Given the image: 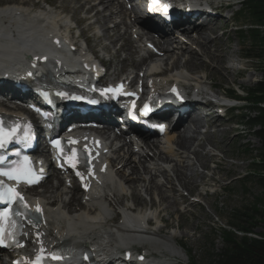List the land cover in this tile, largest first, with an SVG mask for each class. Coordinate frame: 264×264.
<instances>
[{
    "label": "bare ground",
    "instance_id": "1",
    "mask_svg": "<svg viewBox=\"0 0 264 264\" xmlns=\"http://www.w3.org/2000/svg\"><path fill=\"white\" fill-rule=\"evenodd\" d=\"M39 1L33 4L37 10L26 7L27 4H31L32 0H23L19 5L9 4L0 8V72L12 74L18 73L22 69L26 70L25 60L27 58L34 61L37 56L51 50L52 46L49 40L60 45L61 57H63L61 61L64 65V70L61 72L77 68L81 60L85 63L91 60L89 52L87 53L83 49L84 46L75 43L79 37H72L74 36L72 29L74 28V13L84 12L88 19L94 20V25H101L105 33L104 37L109 41V45L103 47L107 52L114 48L121 39L130 37L132 34L133 28L127 25L125 18L115 21L119 15L129 17L131 15L127 11H123L122 5L115 0H64L59 6L50 3L52 7H55L50 6V9L40 8ZM71 2L76 5L73 7V16L68 17L67 14L70 15L72 11L69 5ZM92 2L94 3L92 4ZM216 21L213 19L211 24L193 26L194 32L199 36L196 40L192 39V32L190 27H187L188 25L181 27L184 38L188 40V44L185 45L178 43L174 46L176 39L169 34L162 41H155L160 51L167 56L166 60L162 59L161 61L166 62L173 59V68L170 75L166 77H163L165 71H162L161 66L150 69L149 76H154V79L147 81L151 90L160 92L168 83L176 82L188 88L193 86L196 92L207 95L208 90L213 91V87L207 82L208 74L196 76L200 68L202 69L199 71H204L209 67L213 69L216 65L214 70H218V67L221 66L225 76H234L235 69L223 65H228L231 61L227 56V51L221 47L211 51L200 40L202 38L210 40L208 43L219 41H213L214 39L211 37L215 36L214 28L211 27ZM138 22L142 24L143 20L139 19ZM110 23H113L112 27L109 25ZM122 26L125 27V30L120 32ZM134 34H137L140 39L148 36L141 34L138 30ZM82 36L84 35L82 34ZM89 42L86 39L85 45L91 51ZM148 42H151L150 39H147L146 43ZM65 45L68 47L78 46L79 59L69 57L63 48ZM195 45H197V50H194ZM122 49V47L119 48L117 53ZM137 49L138 47L135 45L132 57L137 53ZM198 50L201 52L199 53ZM182 59L185 60L183 63H181ZM123 62L128 63L129 59L126 58ZM174 68L176 71L173 70ZM185 69L187 72L184 71ZM166 70L169 71V69ZM211 106L204 108L207 109L206 117L210 122L209 130L212 131V135L200 139L203 134L201 129L204 128L203 120L199 114L194 113L185 117L181 126L177 125L168 132L160 143L161 145L157 142H145L143 145L129 144L125 139L116 159L118 164L115 166L121 165L122 167L110 170L105 176L95 179L91 187L94 184H102L101 189L92 188V192L86 196L82 195L80 200L78 199V189L68 190L59 182L58 185H54L53 180L50 179L45 187V199L34 201L33 204L34 206L42 204L45 209L44 225L37 231L40 234L36 237L37 242L42 245L43 249H50L56 244H62L73 248L92 247L99 252L106 253L119 252L142 244V247H152L153 253L149 255L163 256L164 264H177L182 256L181 250L175 245L178 239L174 234L164 235L165 228L160 219L162 213H179L178 210H174L180 203L176 196L181 197V203L187 202L188 196L182 191L190 192L189 188L197 187L205 177L197 169V164L203 168L207 166L214 156L212 149L218 148L215 135L224 136L227 130L225 124L216 122L221 119L215 118L211 114L209 110ZM206 143L211 145L210 149H206ZM188 154L194 158H190ZM165 155L166 157H164ZM170 158L172 162H175V165L171 169H167L165 165ZM160 178L165 179L166 182L162 183ZM166 184L169 187H166ZM138 186H142L140 191ZM75 191L77 192L74 193ZM142 191L151 198L157 192L159 203L164 206L155 209L154 207L157 205L155 201L149 212L146 211L142 217L135 218L128 213V211H132V205H128V197L130 195L133 199L136 197L137 202L140 203L142 202L140 194ZM100 193H103L101 195L103 199L99 198ZM69 195H71L72 201L67 202L64 198ZM154 199L156 200V198ZM191 205L194 206L195 202H192ZM118 214H121V222L119 221L118 227H116L112 223L116 219L114 216ZM146 220L148 224H155V228L150 230L151 233L142 232L146 230ZM35 236V233L33 234L31 231L26 232L25 240L30 242L29 238L32 240ZM165 253L167 255L164 256ZM0 264H4L1 259Z\"/></svg>",
    "mask_w": 264,
    "mask_h": 264
},
{
    "label": "rangeland",
    "instance_id": "2",
    "mask_svg": "<svg viewBox=\"0 0 264 264\" xmlns=\"http://www.w3.org/2000/svg\"><path fill=\"white\" fill-rule=\"evenodd\" d=\"M21 1L23 0H0V6L4 7L9 4L19 5ZM36 1L37 0H32L31 4H27L26 7H31V9H33V4H35ZM47 1L50 3H54L57 6L64 2V0L62 2H58V0ZM72 4L76 5V3L74 2L69 3L70 6ZM43 7L46 8L45 6ZM236 7L237 8L234 9L235 13L239 12V10L241 9L240 6ZM67 15L69 17V14ZM237 16L240 17L242 16V14H239ZM83 17L84 14H77V18L80 20L83 19ZM221 27H223V23L218 22V20L211 27L214 28L215 32V36L211 37L214 39L213 41L219 40L218 42L208 43V41L210 40H206L204 38L200 40L202 44H204L205 47L210 48L211 51L216 50L218 47L225 49L228 53L227 56L231 61L228 65H223L230 68L232 67L233 69H235L236 73L234 74V76H225L226 74L224 73L222 68H220L221 66L218 67V70H214V68L217 67L216 65H214L213 69L209 67L204 71H199L200 69H202L200 68L197 71L198 75L196 76L208 74L209 79L207 82L208 84L212 83L210 85H212L213 87V92L218 95H223L219 91V89H223L225 91L226 89H233V87L230 86V83L232 84L235 82L236 86L240 90H242L243 88V93L249 92L255 87L257 82H259L263 78L262 72L264 70V62L259 61L257 58H251L247 56H256L257 54H259L254 52L249 53L246 50L247 47L250 46V42H248L247 40V31L250 29L249 22L245 18H243L241 22L236 21L233 24L228 25L227 28H224V31L230 34L229 40L227 39L228 37H220L218 35V30L221 29ZM81 28L87 29L86 37H89L91 35V30L88 32L87 21H85ZM238 29H243L245 35L244 39H242L240 34L237 32ZM120 31L123 32L122 29H120ZM104 34L102 35V39L107 40L104 37ZM129 38L130 37L124 38L127 40L129 45H125L122 47V51L128 50L126 57L122 54V57H125L123 61L128 58V63L132 62V52L135 50L136 45L135 42L131 44ZM224 44L228 46L226 47ZM78 45L82 46L83 44L80 43ZM126 47H128V49H126ZM194 50H197V45H195ZM198 52L200 53L201 50H198ZM119 53H117L116 51V54ZM205 60L208 61L206 58ZM184 61H182L181 63H183ZM231 62L236 63L232 64ZM227 77L228 79H225ZM245 104L247 105L244 110L235 113L234 117L236 118L235 121L242 118V122L238 123L246 126L248 125V120L252 116L254 117V115L251 116L250 114V102L246 101ZM216 122L221 123V121ZM234 127V124L231 125V128ZM229 130L230 131H228L227 129L225 131L224 136L221 134L219 136L218 134L215 135L218 148L216 151H214V153L217 156L214 155L215 157H212L205 168L197 164V169L202 172L205 177L197 187H190V192L184 190V194L189 196V200H187V202H184L183 205L179 203L178 206L174 208V210H178L179 213H162L161 215V219L165 228L163 232L164 235H176L180 245L184 247V249H182L183 251H181L182 264H210L209 258L212 255L219 253L222 249L223 241L220 231L224 228L228 229V227H231V223L233 222L232 215L234 211L249 206L254 202L255 198L261 194V190L257 185H255L254 183L246 184L244 182L245 180L243 179L246 176L247 178L250 177V175L252 174L253 162L259 159L261 160L263 154L262 145L257 139L252 136V132L248 129V127H241L236 132H232V129L230 128ZM236 134L239 136H237ZM207 135L200 137V139H204V137ZM209 135H212L211 130ZM207 145L211 147L210 144ZM205 147L207 149L206 145ZM164 157H166V155ZM170 162H172L171 158L167 161V165H172L173 167L175 165V162H172L171 164ZM164 181L166 182L165 179ZM45 187L46 186L42 187L40 192H43ZM76 192L77 191H75L74 193ZM156 193L157 192H155L156 197L153 195L156 200L152 199L153 197H147L144 194L145 197L144 199L142 198L143 205L145 204L144 207L148 208L151 204H155V201L157 204L156 207H154L155 209H160L162 205L164 206V204L159 203L158 193L157 195ZM78 199L80 200L79 194ZM177 200L180 202L181 197ZM191 202H197V204L195 203V205L193 206L191 205ZM129 204H131V201ZM259 232L264 233V226H259V228L255 230V233ZM252 236L256 237L255 235Z\"/></svg>",
    "mask_w": 264,
    "mask_h": 264
},
{
    "label": "trees",
    "instance_id": "3",
    "mask_svg": "<svg viewBox=\"0 0 264 264\" xmlns=\"http://www.w3.org/2000/svg\"><path fill=\"white\" fill-rule=\"evenodd\" d=\"M244 18L250 23L247 31V52L259 53L257 58L264 62V0H246ZM242 39L245 38L244 32ZM263 78L249 91L247 100L252 104L249 126L253 137L262 145V158L252 165V174L245 183L257 185L261 194L253 203L234 211L229 230L222 229V249L209 258L210 264H264V233H255L264 226V70ZM255 235L256 237H253Z\"/></svg>",
    "mask_w": 264,
    "mask_h": 264
},
{
    "label": "snow or ice",
    "instance_id": "4",
    "mask_svg": "<svg viewBox=\"0 0 264 264\" xmlns=\"http://www.w3.org/2000/svg\"><path fill=\"white\" fill-rule=\"evenodd\" d=\"M153 4H159L160 0H152ZM168 11V6L163 5V12L166 14ZM112 91V90H106ZM175 91V90H173ZM102 95L104 93H101ZM57 95L62 98H67L64 96V93H57ZM71 99H79L78 97H70ZM95 103V101H91ZM147 105L145 106L144 112L141 115L147 114L148 111ZM132 118L136 117L130 112ZM31 126H24L23 128L19 124H13L10 127H5L4 122L0 120V149L5 148L8 143L22 141L26 143L31 139ZM75 143V141H73ZM59 141H55L54 145H59ZM5 158L0 157V164H4ZM28 163L27 158L25 157L24 164H17L11 168L0 169V177H6L8 180L16 181L17 184L20 182L33 183L36 180V177L33 176L32 169L30 167H25ZM74 166V165H73ZM79 175V173H78ZM0 203L5 204H19L24 209H27V205L23 202V197L21 194L16 191L12 186L5 184L4 180H0ZM11 209H6L4 212H0V246H16L23 247V245L16 239V234L14 228L16 227V222L13 216L9 215ZM36 211L39 213L41 210L37 206ZM15 215H21L20 212H16ZM7 221V227H5V222ZM45 250L41 247L40 252L37 254L34 260L25 261L24 264H46L48 256L44 255ZM51 259L57 261H68V264H78V258L75 257L72 253L63 254V253H52L50 254ZM86 258V257H85ZM142 259V257H141ZM19 264V262H17Z\"/></svg>",
    "mask_w": 264,
    "mask_h": 264
}]
</instances>
